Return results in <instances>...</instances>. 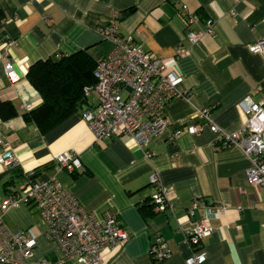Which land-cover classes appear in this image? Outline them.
<instances>
[{"label": "crops", "instance_id": "crops-1", "mask_svg": "<svg viewBox=\"0 0 264 264\" xmlns=\"http://www.w3.org/2000/svg\"><path fill=\"white\" fill-rule=\"evenodd\" d=\"M183 6L198 16L190 26L203 32L195 43L185 37ZM111 18L120 36H131L162 57L168 71L182 76L179 88L185 94L165 105L168 129L146 147L128 136L98 142L80 114L96 108L92 92L78 111L41 132L24 116L41 102L27 78L29 66L82 49L94 60L103 56L112 43L101 39L96 28ZM208 20L211 33L205 32ZM9 39H15L9 74L0 56V138L15 152L18 165L0 164V199L33 171L35 181L57 179L85 211L99 218L115 212L129 238L103 251L104 264H188L192 248L183 231L200 218L213 228L202 239L205 258L197 264H264V185L248 182L250 161L242 149L216 147L214 131L197 115L208 107L213 122L231 132L245 122L241 102H257L264 95V56L248 49L264 39V0H0V44ZM178 47L184 49L180 55ZM195 124L201 129L187 132L186 126ZM177 128L181 131L171 138ZM2 149L0 143V153ZM64 150L80 158L81 166L73 172L55 168L54 157ZM153 171L172 210H155L152 195L158 186L149 179ZM194 199L223 202L226 208L219 213L198 206L190 217L187 209ZM3 219L14 231L32 229L36 257L55 259L60 254L46 239L44 220L33 204L10 208ZM157 237L169 249L161 262L150 254Z\"/></svg>", "mask_w": 264, "mask_h": 264}, {"label": "built area", "instance_id": "built-area-1", "mask_svg": "<svg viewBox=\"0 0 264 264\" xmlns=\"http://www.w3.org/2000/svg\"><path fill=\"white\" fill-rule=\"evenodd\" d=\"M184 9V22L187 27L186 39L190 43L199 40L202 31L190 26L198 21L195 12ZM103 40L112 43L111 49L95 60L93 75L95 82L85 85L84 97L95 94L96 108L83 109L81 117L87 122L90 131L98 142L113 136H128L138 147H146L157 135L168 129L169 121L165 116V105L182 95L179 84L182 76L175 71H168L162 57L144 50L133 41L131 36H120L115 19L96 28ZM205 32H212L211 21L206 22ZM15 39L0 44L1 60L6 73H10L13 63L9 58ZM253 53L264 56V39H258L248 45ZM184 52L182 47L177 55ZM242 110L246 119L237 130H221L209 116V108L199 109L197 115L203 117L214 131L216 147L237 145L248 157L250 164L246 169L251 185L264 184V95L257 102L242 101ZM201 129L200 124L186 126L189 133ZM181 130L175 129L171 138ZM2 143L0 164L6 168L16 167L18 159L8 144ZM145 155L150 153L145 151ZM57 170L73 172L81 166L80 158L73 152L64 150L54 157ZM33 171L25 173V180L20 187L0 199V264H104L102 253L124 244L129 238L128 230L118 222L113 211H106L102 218L87 212L78 203L76 197L66 191L54 177L45 181L32 179ZM150 182L158 186L152 195L156 211L172 210L167 190L161 184L158 174L149 175ZM242 190V189H241ZM33 204L40 212L44 223V235L48 241L56 244L60 254L55 259L35 256L36 236L31 228L12 230L3 219V214L10 208L21 204ZM198 206L208 207L219 213L226 208L225 203L205 204L194 199L188 215L193 217ZM212 225L206 218L194 219L190 227L184 229V236L192 248L187 258L188 264H197L204 260L205 254L200 249L202 239L210 235ZM150 254L155 262H161L169 256V249L161 237H157L150 246Z\"/></svg>", "mask_w": 264, "mask_h": 264}, {"label": "trees", "instance_id": "trees-1", "mask_svg": "<svg viewBox=\"0 0 264 264\" xmlns=\"http://www.w3.org/2000/svg\"><path fill=\"white\" fill-rule=\"evenodd\" d=\"M95 60L87 50L58 55L32 63L27 78L41 96V102L24 116L41 132H47L80 109L83 88L95 82Z\"/></svg>", "mask_w": 264, "mask_h": 264}, {"label": "bare ground", "instance_id": "bare-ground-1", "mask_svg": "<svg viewBox=\"0 0 264 264\" xmlns=\"http://www.w3.org/2000/svg\"><path fill=\"white\" fill-rule=\"evenodd\" d=\"M264 185V184H263Z\"/></svg>", "mask_w": 264, "mask_h": 264}]
</instances>
